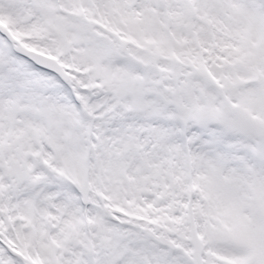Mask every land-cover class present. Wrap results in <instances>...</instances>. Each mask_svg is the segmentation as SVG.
<instances>
[{
	"label": "snow or ice",
	"instance_id": "6c2138e0",
	"mask_svg": "<svg viewBox=\"0 0 264 264\" xmlns=\"http://www.w3.org/2000/svg\"><path fill=\"white\" fill-rule=\"evenodd\" d=\"M0 264H264V0H0Z\"/></svg>",
	"mask_w": 264,
	"mask_h": 264
}]
</instances>
